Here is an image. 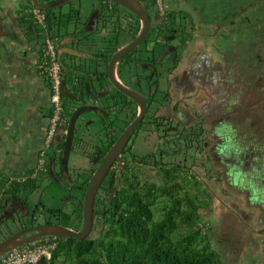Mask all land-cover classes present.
Wrapping results in <instances>:
<instances>
[{
    "label": "flooded vegetation",
    "instance_id": "1",
    "mask_svg": "<svg viewBox=\"0 0 264 264\" xmlns=\"http://www.w3.org/2000/svg\"><path fill=\"white\" fill-rule=\"evenodd\" d=\"M139 1L150 15L151 27L141 43L121 59L116 74L122 83L145 98L147 110L124 146L122 153L112 163L97 191L91 235L101 232L104 226L103 220L100 219L102 212L98 210L97 204L114 200L125 187V184H131V188L135 182H141L142 185L146 182L165 185L167 181L171 180L170 176H166L165 170L182 167L184 123H186L185 127H191L192 124L190 125V123L195 122L198 127H202L205 137L207 136L204 149L206 150L207 146L209 151L204 152L205 162L215 163L211 150L216 151L218 149L219 153L222 151L221 154L226 164L229 161L232 162L231 159L227 158V155L230 156L232 152L235 153L240 164L233 165L235 168L238 167L234 171L243 172L238 173V176L233 173V176L241 184L243 181V183L247 182L250 185L249 187L253 192L252 196L255 193V197L262 196L264 198V190L260 195L256 191V189L264 187L262 184L264 181L261 182L264 177L261 172L264 169V164L258 161L259 158H264V149L261 145L249 154L247 147L256 141L257 137H261L258 136V132L261 130V124L264 120V96H262L264 95V57H261V54L257 52L258 50L254 49L263 44L264 24L258 16L250 18V16L252 17V9L250 16L247 15V7L252 6V3L246 5L244 1V3L236 4L234 6L235 11L231 15L230 7L229 11L225 9L216 11L214 10L217 8L215 6L212 10L211 0H167L166 6L164 5L165 0H162V8L159 7L157 0L156 3H153V0ZM4 7H18L26 10L30 19L33 11L38 10L45 12V14L46 11H50L52 13V32L59 39L58 53L66 58L75 60L77 56L61 53V51L76 48L78 42H82L83 37L89 33L101 41V51L96 57L98 61L97 71L93 76L97 82L96 87H98L94 90L97 97L86 94L87 99L88 97L93 98L94 105L98 106L97 118H85L82 115L78 118L77 126H80L81 133H74L70 151L71 153L77 143L80 146L79 149L85 152L89 148L90 139L93 138L91 125L95 124L96 121L100 124L103 121V127L107 129L104 131L106 132L105 139L110 145L109 148L101 145L99 134L104 132L96 133L95 140L100 139L98 142H93L94 145L92 146L98 150L96 149L97 151L87 156L89 160L88 170L83 173L90 174V179L110 147L139 115V104L110 83L108 65L111 58L107 62L105 57L109 51L112 52V56L117 49L137 37L141 29V20L136 14L115 0H0V8ZM167 11L178 14L182 11L188 13L186 16H178L177 33L167 35L163 32L158 37L150 36L149 33L153 27L166 24ZM71 12L74 15L72 18H70ZM180 18H186L185 23L181 24ZM70 26L83 28V33L86 35L81 36L80 33L75 32L69 33ZM38 27L39 24L34 15V32L37 39H40L42 36ZM233 28L235 33H232ZM183 33H188L192 38L187 47L177 54L175 41H179ZM109 39L113 40L110 50L107 49V44L110 46ZM156 40H159L161 45H158ZM232 43L234 47L239 48L240 46L242 54L238 51L233 61V65L240 64V70L230 73ZM246 43L248 44L246 45ZM158 47L157 53L155 51ZM263 47L264 45L261 48ZM253 56L257 57L258 60L256 67ZM177 59L179 60L176 64L175 60ZM67 64L66 62L63 63V70ZM234 81L240 84L235 85ZM246 82H249L247 87H252V89L247 100L249 103L245 105V99L241 93L242 88L248 85ZM86 85L85 87H87ZM68 89H70L69 86ZM70 91L75 93L71 89ZM259 99L261 110L259 108L255 110L253 107L259 104ZM71 101L66 103L64 101V108L66 107L68 110L69 103H72L70 105L73 107L76 106L77 101L72 98ZM250 106L251 111L249 110ZM71 115L69 113L64 114L66 122L59 125L49 143H47V133L41 140L44 148L40 150L38 167L31 178H38L40 172H43V175H49L58 171L57 174L61 177L62 182L69 180L72 184L69 185L75 190L73 202L70 205L73 214L66 215L50 211L42 213L39 211L38 204L34 210L27 212L29 221L34 219V224L31 226L63 225L62 220L71 225L63 226L74 230H79L82 226L83 214L80 218L78 210L80 201H84L88 182L83 185L84 178L81 173L70 177L63 170L65 166L66 132ZM80 119L81 121H79ZM256 122H258L259 127ZM64 126L65 129H63ZM232 135L238 136L239 140L236 141L235 138H231ZM142 138L145 139V142H150L153 150L138 155L134 152L133 147L135 141ZM213 138L215 139L213 140ZM209 139L216 141V144L208 146L207 141ZM234 142H236V146ZM257 150L259 155L256 154L254 157ZM206 152L207 154H205ZM254 165L255 170L253 172L245 171L251 168L249 166ZM78 170L81 169L78 168ZM29 177L30 173L11 181L0 177L2 181V183L0 182V196L6 195L5 204L7 203L11 209V216L17 215L21 205L23 206L27 201L21 196L23 194L13 192L12 184L14 181H25ZM257 181H259L258 184ZM252 185L253 187H251ZM245 236V241L250 239V233H245Z\"/></svg>",
    "mask_w": 264,
    "mask_h": 264
},
{
    "label": "trees",
    "instance_id": "2",
    "mask_svg": "<svg viewBox=\"0 0 264 264\" xmlns=\"http://www.w3.org/2000/svg\"><path fill=\"white\" fill-rule=\"evenodd\" d=\"M236 1L238 2V0H231V3L228 4L231 15L235 11ZM244 1L247 4L252 3V6H250L252 17L258 16L264 24V0ZM152 2L156 3V0ZM239 3L241 2L239 1ZM46 15L49 33L53 37L58 38L52 32V13L46 11ZM73 16V12H71L70 18ZM252 17L250 16V18ZM31 19L29 23L34 29L33 14H31ZM177 21L178 13L167 11L166 24L153 27L149 33L150 36L158 37L163 32L167 35L177 33L179 24ZM38 31L44 38L45 33L40 25ZM83 31V28L76 26H70L68 29L69 33H80L81 36L84 34ZM87 36L83 37V39ZM191 38L192 36L188 33H183L179 41H175L177 54L187 47ZM262 41V45H264V37ZM108 43H110L108 47L110 49L111 39H109ZM156 43L161 45L159 40H156ZM262 45H260V49L257 52L261 54V57H264V47L261 48ZM231 47L234 49L233 43ZM232 49H230V52L233 63L237 52L232 51ZM158 50L159 47L155 52L158 53ZM111 54L112 52L109 51L106 55L105 60L107 62L111 58ZM59 57L63 65L61 54ZM253 58L256 67L258 60L257 57L253 56ZM178 60H175L176 64ZM239 66L240 64H238ZM62 71L66 81H70L69 88L71 90L77 94L86 93V87L74 83L72 72ZM96 71L97 64L94 72L87 73L85 71V73L90 75L92 79ZM94 80L96 79L94 78ZM234 84L237 85L238 82L235 83L234 81ZM109 95L111 96V93ZM66 99L70 100L71 98L69 99V97L64 95L63 101L65 103L67 102ZM88 99L86 97L85 102H88ZM79 105L74 106L71 110H67L65 107L63 115H67V113L71 115L72 111ZM79 127L76 123V133ZM183 131L184 152L181 170L178 168L165 170L166 176H170L171 180L167 181L165 185L159 183L148 184L147 182L142 185L141 182H135L133 188H131V184H125V187L114 200L97 204L98 210L102 212L100 219L103 220L104 226L101 232L91 235L86 240H79L76 237L47 236L41 238V240L55 238L57 243L56 248L52 251V257L48 260L49 264H228L221 253L212 246L209 233L210 225L202 221L199 212L202 204V202H199L201 197L196 192L192 193L189 185L191 184V179L195 177L190 171V160L192 158L196 160L197 156H200L201 162L193 161V166H203L205 164V133L201 126L192 133H189L187 128H183ZM80 173L83 176V172ZM32 174L30 173V177L25 181H14L12 184L13 192H23V195L26 194V196L32 193L34 191V181L36 180L31 178ZM85 174L83 185L89 181L90 177V174ZM194 179L196 183L199 182L196 177ZM216 180L219 181L217 178ZM206 204L208 205L209 202L206 201ZM97 213L99 212L97 211ZM71 214H73V211ZM78 214L81 218L83 214L82 200L79 203ZM29 223L34 224V219L32 218ZM182 223L187 226L184 230H181ZM247 229L249 232L251 231L248 227ZM263 240L262 238L261 241L263 242ZM248 246H252L253 250L259 253L260 246L258 243L249 245L248 242Z\"/></svg>",
    "mask_w": 264,
    "mask_h": 264
},
{
    "label": "rangeland",
    "instance_id": "3",
    "mask_svg": "<svg viewBox=\"0 0 264 264\" xmlns=\"http://www.w3.org/2000/svg\"><path fill=\"white\" fill-rule=\"evenodd\" d=\"M166 1L167 0H165L164 3L165 6ZM239 1L244 3V0H238V2L236 1V3L240 4ZM228 3L230 4V0H211L212 10L214 6L217 7L214 9L216 11H220V9L228 10ZM246 5L250 4L246 3ZM185 13V11H182L178 14V16H186L188 12L186 14ZM250 13L251 8L249 6L247 7V15H250ZM185 19L186 18H180L181 24L185 23ZM233 30L234 28L232 29V33H235ZM38 40L42 42L43 39L41 37ZM247 44L248 43H246V45ZM254 49L259 50L260 47ZM232 51H239V53L242 54L240 46L239 48L237 46L234 47ZM239 70L240 67H238L237 64H231L230 73ZM235 79H237V77H235ZM69 83L70 81H68V86ZM235 83H237V81H235ZM239 84L240 83L238 82L237 85ZM246 84L248 85H244L245 87L242 88L243 91L241 93L242 97L245 99V105L249 103V101L247 103V100L250 95V90L252 89V87H247L249 86V82H246ZM66 101L72 102L73 100L71 101V99H66ZM259 101L260 99L258 100V102ZM70 104L71 103H69L68 108L72 109L73 105ZM79 104L80 101H78L76 105ZM249 108V110L251 111V106ZM257 108L261 110L260 102L255 107H253V109L255 110ZM91 115L94 116L95 113L93 111H87L82 114V117H91ZM79 121H81V119ZM103 124L104 123L102 121L101 124L99 122H96V124L91 125V134L93 138L90 139L89 148L85 152H82L79 149L80 146H78L76 143V147H73L72 152L69 154L68 158L64 156L65 166L63 170L68 173L66 174L67 176L69 175L70 177H73L75 174H78L80 172L84 173V171L88 170L89 160L87 159V156H89V154H93L98 150L97 148L92 146L94 145L93 142H98V140L101 138V145H105L106 147L109 146L110 143H107L105 139L106 132H104L107 131V129L103 127ZM256 124L258 126V122H256ZM184 125H186V123L183 124V128H187L189 132L198 130V126L195 122L190 123L191 127H185ZM79 132L80 130H78L77 133ZM98 132L104 133L99 134L101 137L98 140H95V135ZM258 136L261 137H257L256 141H253L252 144L250 143L247 146L249 154L255 151L256 147H260L261 145L264 149V120L261 124V130L258 132ZM231 138H235L236 141L239 140L238 136L232 135ZM214 139L215 138H213V140ZM207 142L208 146L216 144V141H211V139H209V141ZM234 145L236 146V142H234ZM133 149L134 152L138 155H142L148 151L153 150L151 148L150 142H145L144 138L137 139L135 141ZM78 151H80L81 153H79ZM204 151H209L207 149V146L206 150ZM257 151L255 152L254 157L256 156V154L259 155V151ZM221 152L222 151H220L219 153L218 149L216 151L211 150L213 162L215 163L205 162L203 166H193L192 162L197 161L200 163L201 158L200 156H197L196 160H194L193 158L190 160V171L194 174L199 182L196 183L194 177L191 179V184L189 185L191 187V192H196V194L198 193V195L201 197V201H199L202 202L199 208L201 219L203 222H206L208 225H210L209 233L212 241V246L221 253L228 264H264V240L263 242L261 241L262 238L264 239V198L262 196L256 197L255 202H253V192L249 187L250 185L247 184V182L243 183V181L241 184L240 181H237L233 176V173L238 176V173L243 172L234 171V169L236 170V168L238 167L236 166L235 168V166L233 165L240 164L237 155L233 152L230 156L227 155V158H229V160H232V162L229 161L230 164L228 163V165L226 164V162H224V157L222 156ZM246 153L248 154L247 151ZM205 154H207V152ZM258 161L264 164V158H259ZM78 168H80L81 170H78ZM249 168L250 169H246L245 171L250 170L253 172L255 170V165L249 166ZM240 169L243 170L242 168ZM261 172L264 175V169ZM57 173L58 171L55 172L56 175L53 174V172L49 175H43V172H40L39 177L34 181V192L29 194L28 197H25L26 194L21 195L27 200V204L24 203L23 206L21 205L20 211L17 215L15 214L11 216V209L8 207L7 203L5 204L6 195L4 197L0 196V241L6 239L7 237H9V235L19 231L22 228L31 226V223H29V215L27 214V212L28 210H34V207L38 204L39 211L42 213H47L48 211H50L53 213L59 212L61 214L71 215L72 207L70 205L73 202V195L75 194V190L72 189V184L69 180L66 182H62L61 177ZM192 173L191 175H193ZM85 175L86 174H83L82 177H84ZM216 178L219 179V181L216 180ZM262 181H264V177L262 178L261 182ZM0 182L2 183L1 180ZM258 182L259 181H257V184ZM262 184L264 186V182H262ZM251 187H253V185ZM263 188L258 190L256 189L259 195L264 190ZM20 194L24 193L20 192ZM254 195L256 196L255 193ZM206 201L209 202L208 205L206 204ZM62 221L63 225L67 226L68 223L64 220ZM241 226H244L245 228H240ZM247 227L251 229L250 232L247 231ZM186 228L187 226L182 223L181 230H184ZM245 233H250V239H247L246 241ZM248 242L249 245H256L258 243L260 246V251H258L259 253L253 250L252 246H248ZM37 264H49V261L47 259H42Z\"/></svg>",
    "mask_w": 264,
    "mask_h": 264
},
{
    "label": "crops",
    "instance_id": "4",
    "mask_svg": "<svg viewBox=\"0 0 264 264\" xmlns=\"http://www.w3.org/2000/svg\"><path fill=\"white\" fill-rule=\"evenodd\" d=\"M30 20L26 10L0 8V177L8 181L37 170L51 112L49 82L40 70L42 42L35 36ZM88 36L74 48L81 57L74 60L62 56V60L68 63L65 71L72 72L75 84L92 85L94 90L97 82L85 71L96 70L102 44L96 36ZM86 103L95 101L89 98ZM93 112L95 115L89 118L96 119L98 113Z\"/></svg>",
    "mask_w": 264,
    "mask_h": 264
},
{
    "label": "water",
    "instance_id": "5",
    "mask_svg": "<svg viewBox=\"0 0 264 264\" xmlns=\"http://www.w3.org/2000/svg\"><path fill=\"white\" fill-rule=\"evenodd\" d=\"M115 1L132 11L140 18L141 29L137 37L133 41L117 49L111 56L108 65V79L110 83L115 86V88L124 93L126 96H129L130 98L134 99L139 104V115L125 129V131L121 134L118 140L110 147V149L104 156L102 162L89 179L83 201V219L81 228L79 230H74L60 224H43L36 226L33 225L23 228L18 232L12 234L11 236L7 237L6 239L0 241V257L12 249L19 248L28 243H33L43 237H76L79 240H86L90 237L93 231L95 217V199L97 191L105 176L107 175L112 163L122 153L124 146L133 134L135 128L138 126V124L144 117V114L147 110L145 98L134 90L127 87L124 83H122L118 79L116 71L121 59L125 55L130 53L132 50H134L145 38L146 34L148 33L151 27L150 15L146 12L143 4L139 0ZM63 53L80 57L82 56L80 51L75 50L73 48L65 50ZM73 73H76V71H73ZM62 90L65 96L75 99V101L77 102L80 101V105L75 108L70 117L69 125L66 132L67 138L65 156L66 158H68L71 151L75 127L78 118L87 111H95L98 109V106L85 102V95L88 94L97 97V94L94 93V91L90 87H86V93H72L67 87L66 79L63 80ZM63 129H65V126L63 127ZM29 233L32 234L27 235Z\"/></svg>",
    "mask_w": 264,
    "mask_h": 264
},
{
    "label": "built area",
    "instance_id": "6",
    "mask_svg": "<svg viewBox=\"0 0 264 264\" xmlns=\"http://www.w3.org/2000/svg\"><path fill=\"white\" fill-rule=\"evenodd\" d=\"M159 7L162 8V0H157ZM37 23L43 29L45 37L42 42L40 70L46 76L50 87L51 112L47 129V143L50 142L56 133L59 125L66 122L63 115L64 101L62 84L64 75L62 62L57 50L58 38L53 37L47 28L46 14L41 11H33ZM55 238H45L29 245L12 249L0 257V264H37L42 259L49 260L52 251L56 248Z\"/></svg>",
    "mask_w": 264,
    "mask_h": 264
},
{
    "label": "clouds",
    "instance_id": "7",
    "mask_svg": "<svg viewBox=\"0 0 264 264\" xmlns=\"http://www.w3.org/2000/svg\"><path fill=\"white\" fill-rule=\"evenodd\" d=\"M255 200H256V197H255V195L253 196V202H255Z\"/></svg>",
    "mask_w": 264,
    "mask_h": 264
}]
</instances>
